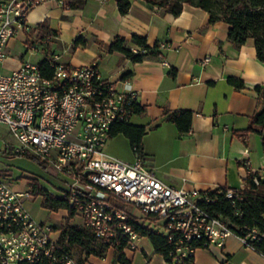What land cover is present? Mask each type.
I'll use <instances>...</instances> for the list:
<instances>
[{
  "label": "crops",
  "instance_id": "0c3cea01",
  "mask_svg": "<svg viewBox=\"0 0 264 264\" xmlns=\"http://www.w3.org/2000/svg\"><path fill=\"white\" fill-rule=\"evenodd\" d=\"M209 19L210 13L202 7L185 4L181 14L174 15L146 0H132L125 14L120 12L118 0H87L82 8L48 1L29 14L33 27L45 22L57 31L59 48L53 51L61 60L74 65L96 61L102 74L113 81L129 74L143 106L131 122L146 126L143 161L160 178L200 190L219 186L244 188L251 174L264 179V127L247 130L252 117L264 109V91L257 89L258 85L264 87V62L257 56L254 38L236 46L229 37V23H210ZM134 34L145 35L150 45L158 41L166 45L161 46L159 56L138 62L122 52L108 51L106 45L116 35L127 37L129 47L140 49L133 41ZM18 39L23 40L24 34L11 40L9 53ZM207 56L210 59L204 62ZM10 59L12 65H8ZM21 62L22 57L10 54L0 63L4 70L1 73L11 72ZM230 76L242 79L244 86L231 83ZM177 109L194 111L188 133H181L176 123L167 120L168 113ZM111 137L109 149L114 154L136 160L131 141L124 133ZM124 142L129 152L121 147ZM28 181V188H16L13 183L14 189L32 195ZM34 194L43 211L55 215L53 220L47 221L45 212L39 210L34 214L24 200L25 206L35 218L49 223L53 228L51 236L59 238L69 210H51L43 205L42 194ZM132 213L137 215L134 210ZM70 222L82 221L75 215ZM74 250L75 247L73 254ZM124 252L130 264H174L155 250L148 236L137 237ZM80 253L74 254L80 264H124L113 245L103 255H88L82 250ZM195 264H264V254L232 235L223 246L198 248Z\"/></svg>",
  "mask_w": 264,
  "mask_h": 264
},
{
  "label": "built area",
  "instance_id": "2783aa9c",
  "mask_svg": "<svg viewBox=\"0 0 264 264\" xmlns=\"http://www.w3.org/2000/svg\"><path fill=\"white\" fill-rule=\"evenodd\" d=\"M48 1L62 6L65 2L0 0V63L10 56V42L19 33L24 34L25 53L29 49L45 52L38 61L23 57L18 68L0 74V124L11 137L6 139L0 130L4 150L33 154L53 165L65 181L58 195L69 197L81 225L104 242L114 244L126 238L133 246L140 236L129 222L131 216H139L118 207L115 199L133 204L147 217L164 220L174 244L170 251L174 264H195L200 242L206 247L223 246L229 236L237 235L250 245L249 240L258 237L257 228L239 235L205 206L215 201L210 190L217 187L176 186L160 178L142 157L128 161L107 151L113 125L131 121L139 92L130 78L113 81L105 77L96 61L74 65L61 60L55 51L48 52L46 43L58 35L41 37L29 22L30 12ZM15 178L19 177L0 174V264L45 259L51 264H80L64 241L51 236L52 226L27 209L24 197L30 192L15 190ZM254 179L259 183L258 176ZM238 191L218 189L231 199Z\"/></svg>",
  "mask_w": 264,
  "mask_h": 264
},
{
  "label": "trees",
  "instance_id": "16d2710c",
  "mask_svg": "<svg viewBox=\"0 0 264 264\" xmlns=\"http://www.w3.org/2000/svg\"><path fill=\"white\" fill-rule=\"evenodd\" d=\"M150 4L165 7L174 15H179L183 11L185 4H191L206 9L210 13V23L226 21L229 23V37L236 46H241L248 38H254L257 56L264 62V0H146ZM87 0H65L64 7L82 8ZM132 0H118L120 12L125 14L129 11ZM39 28V30L35 29ZM33 31H37L41 37L53 33L58 35L57 31L48 27L45 22L40 23L37 27H33ZM56 39H53L54 42ZM79 39L76 41L78 43ZM133 41L140 46V49H133L128 45L127 37L116 35L113 41L106 45L109 52L119 51L125 54L134 62L143 61L149 56H159L161 54L162 43L159 41L154 45L147 42V37L142 34H134ZM24 54L22 55V58ZM46 59V58H45ZM44 59V60H45ZM129 74H125L123 78H128ZM229 81L237 87H243L244 81L240 78L230 76ZM260 92L264 91V87L257 86ZM140 101L137 102L135 113L142 111ZM194 111L190 109H177L168 113L167 120L177 124L181 133H188L192 127ZM264 127V109L257 112L251 119V123L247 130L257 131ZM147 129L145 125L135 124L131 121H117L112 128L111 136L118 133H124L131 141V145L138 157H144L145 148L143 137ZM11 156L17 154L8 150ZM41 165L42 168L47 167V162L33 154H24ZM256 175L251 174L247 178V185L239 189L238 195L233 199L227 198L218 189L225 190L226 186H219L214 190H210L215 196V201L205 204L207 209L216 216L224 218L235 232L239 235H246L252 228H257L258 237L250 239L249 243L258 251L264 254V179L259 177V183L254 179ZM32 191L36 194L43 195V205L51 210L67 208L69 215L66 217V223L62 226L60 241L65 242V246L71 252L74 247H79L86 254L103 255L104 251L111 245L115 246L118 252V259L124 264H130L129 259L125 256L124 249L129 245L126 238L119 239L118 242L111 244L100 240L93 231L78 223H71V219L77 214L76 208L70 204L67 195L61 196L48 190L42 186L38 180H32ZM116 202V201H115ZM116 204V203H115ZM120 207L119 205H117ZM121 208V207H120ZM241 214V215H240ZM151 219H157L156 216L149 215ZM129 222L134 226L140 236H148L155 250L165 255L172 261L170 251L174 248V244L169 240L165 231L152 227L147 223L140 222L136 217L131 216ZM201 247L203 244L197 243ZM21 264H51L49 259L42 262L30 263L27 261Z\"/></svg>",
  "mask_w": 264,
  "mask_h": 264
},
{
  "label": "rangeland",
  "instance_id": "374dc122",
  "mask_svg": "<svg viewBox=\"0 0 264 264\" xmlns=\"http://www.w3.org/2000/svg\"><path fill=\"white\" fill-rule=\"evenodd\" d=\"M35 35V34H34ZM56 42V44H55ZM47 47L49 48L48 52H52L54 48H59L57 45V39L54 42H49L46 43ZM26 48L24 46V42L21 39H18L16 42V47L14 50H11V55L14 56V58H21L22 54L25 53ZM45 55V52L42 50H37V49H29L27 53L24 55V59H29L31 61H38L39 59L43 58ZM13 58V57H12ZM10 62V63H9ZM13 60L8 61V65H12ZM4 71L2 67L0 66V73ZM0 130L5 132L4 135H6V139L11 140L10 134L8 133V129L5 125L0 124ZM3 140L0 137V174H13L15 178L13 180L14 186L16 188L23 187V188H28L30 184H28V180H38L39 183L42 186H45L46 188L53 190L57 194H60L59 190L60 187L65 185V181L63 177L57 173L56 169L54 168L53 165H47V167L44 169L36 163L34 160L31 158L24 156V155H18V156H11L10 152L5 153V150L3 148ZM113 142V137H111L108 141L107 144V151L116 157H119L118 155L114 154L112 152V149H109L110 144ZM121 144V143H120ZM124 150L130 151L128 145L124 142L121 146ZM111 151V152H110ZM121 158V157H120ZM25 203L34 214L37 213L39 210L42 214H46L45 219L47 221L53 220L55 215L53 213H50V211H47L46 209L43 211V208L41 207L40 204V199L38 198L37 195L34 194L32 191V195L24 197ZM116 205H119L121 208L128 212H132L134 210L137 215L139 216L138 220L142 223H147L151 225L152 227H156L161 229L162 231L166 232V226L164 223V220L159 218V219H151L150 217H147L146 214L142 213L136 206L133 204H127L124 203L120 200H115ZM39 212V213H40ZM79 218L77 217L76 220ZM80 220V219H79ZM80 251L81 249L79 247H75L74 254H77V256H80ZM107 251V249L104 251V253Z\"/></svg>",
  "mask_w": 264,
  "mask_h": 264
}]
</instances>
